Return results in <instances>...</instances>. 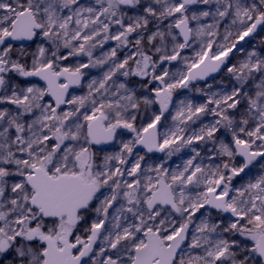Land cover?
<instances>
[{
	"label": "snow or ice",
	"instance_id": "snow-or-ice-1",
	"mask_svg": "<svg viewBox=\"0 0 264 264\" xmlns=\"http://www.w3.org/2000/svg\"><path fill=\"white\" fill-rule=\"evenodd\" d=\"M260 31L264 0H0V264H264Z\"/></svg>",
	"mask_w": 264,
	"mask_h": 264
},
{
	"label": "rangeland",
	"instance_id": "rangeland-1",
	"mask_svg": "<svg viewBox=\"0 0 264 264\" xmlns=\"http://www.w3.org/2000/svg\"><path fill=\"white\" fill-rule=\"evenodd\" d=\"M262 37H264V31H261L254 39H252L248 44H246L245 47L248 48V49H251V47L253 45H256L257 47H259V41H260V39ZM111 46H112L111 43L105 45V50H107ZM261 52L264 53V48H261ZM242 58H243L242 54L241 53H238V54H236L235 56H233L231 58V62L232 63H236L239 59H242ZM175 67H177V65H173V69H175ZM86 71H90V75H99V70H97V69L86 70ZM86 79H88V77H86ZM220 80H223L225 85H228V83H229L228 76H227L226 73H223L222 72V74L218 78L215 79L216 82H218ZM208 82H213L214 88H219L220 87V85L218 83L214 82L213 80L208 81ZM198 86L204 87L205 86V83L198 84ZM76 91L79 92L80 90L77 89ZM178 95H180V96L187 95L190 98H192L194 100V102H196V103L203 102L204 99H205L204 97L200 96L199 94H196L194 92L193 93H188V92H186L184 90H181L180 92H178ZM211 119H212V117H207L206 118V120H208V121H210ZM188 154H189L188 151L185 150L183 153H180L177 156L172 157V161H174V162H181V158L182 157H187Z\"/></svg>",
	"mask_w": 264,
	"mask_h": 264
},
{
	"label": "water",
	"instance_id": "water-1",
	"mask_svg": "<svg viewBox=\"0 0 264 264\" xmlns=\"http://www.w3.org/2000/svg\"><path fill=\"white\" fill-rule=\"evenodd\" d=\"M260 32H261V31H260ZM260 32H258V33L255 35V37H256ZM251 39H253V38H252V37H249V38H247V41L249 42ZM248 42H247V43H248ZM247 43H246V44H247ZM238 47H239V45H238ZM236 54H238V52H237V53H234V54L232 55V57L235 56ZM232 57H231V58H232ZM214 75H215V79H216V78H218V77L221 75V73H217V74H214ZM211 80H213V77L210 76V77L208 78V81H211ZM201 83H203V81H202V82H199V84H201Z\"/></svg>",
	"mask_w": 264,
	"mask_h": 264
},
{
	"label": "flooded vegetation",
	"instance_id": "flooded-vegetation-1",
	"mask_svg": "<svg viewBox=\"0 0 264 264\" xmlns=\"http://www.w3.org/2000/svg\"><path fill=\"white\" fill-rule=\"evenodd\" d=\"M248 43H249V42H248ZM248 43H247V44H248ZM203 83H205V82H203ZM203 83H201V84H203Z\"/></svg>",
	"mask_w": 264,
	"mask_h": 264
}]
</instances>
